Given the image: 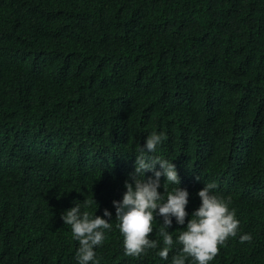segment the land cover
Returning <instances> with one entry per match:
<instances>
[{"label":"trees","instance_id":"1","mask_svg":"<svg viewBox=\"0 0 264 264\" xmlns=\"http://www.w3.org/2000/svg\"><path fill=\"white\" fill-rule=\"evenodd\" d=\"M152 132L189 192L167 260L162 217L130 257L113 205ZM210 182L240 223L209 264H264V0H0V264H78L75 204L112 213L99 264H172Z\"/></svg>","mask_w":264,"mask_h":264},{"label":"clouds","instance_id":"2","mask_svg":"<svg viewBox=\"0 0 264 264\" xmlns=\"http://www.w3.org/2000/svg\"><path fill=\"white\" fill-rule=\"evenodd\" d=\"M165 139L162 132H152L147 136L144 146L139 150L140 155L136 156L135 170L129 174L130 180L125 181L126 191L122 200L113 201L117 227L124 237L126 256L138 258L146 254L148 249L160 247L161 241L150 239V234L153 232V220L162 217L159 237L162 238L163 247L158 255L167 260L174 243L173 235L168 231L172 225V217H175L177 224L185 225V219L189 215L186 211L189 192L186 188L179 187L180 177L175 164L168 159L145 154L155 152ZM157 164L160 165V170H157ZM149 171L154 176L146 178L145 173ZM161 176L166 178L163 184L166 199L158 191ZM169 183L176 185L171 191H168ZM217 187L215 182H210L198 191L200 206L191 213L185 230L177 237L182 248L180 254L173 257L172 264H186L189 257L196 264H209L219 254L220 246L238 235L240 222L235 210L229 209L230 200L215 193ZM90 203L85 201L84 207H89ZM111 216L112 213L107 208L104 209L103 217L88 211L82 212L80 204H75L62 213L64 224L71 226L73 238L79 242L76 251L78 264H99L94 249L103 244L104 230L112 229ZM239 240L241 243H250L252 236L240 235Z\"/></svg>","mask_w":264,"mask_h":264}]
</instances>
